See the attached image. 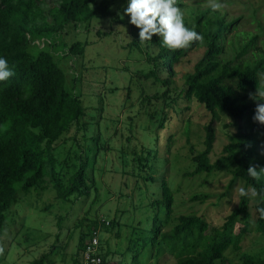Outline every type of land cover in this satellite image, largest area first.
I'll return each instance as SVG.
<instances>
[{
  "label": "trees",
  "instance_id": "trees-1",
  "mask_svg": "<svg viewBox=\"0 0 264 264\" xmlns=\"http://www.w3.org/2000/svg\"><path fill=\"white\" fill-rule=\"evenodd\" d=\"M41 3V0H0V56L7 59L15 72L9 80L0 82V240L6 214L17 204L18 193L26 195L31 190L50 188L55 200L82 203L89 197L91 189H96L89 172L96 164L101 148L97 146L100 137L87 134L88 124L81 101L66 91L65 75L55 64V56L45 47L60 45L65 49L60 57L74 59L84 54L85 46L80 42L66 46L61 40L71 30L79 27L88 29L93 21L109 17V4L104 1L96 4V0H56V4L45 13ZM178 6L182 7L181 0H178ZM209 12L196 15L191 23L185 22L203 35V43H193L189 48L174 51L157 44L156 57L150 58L147 54L150 68L138 78L143 84L149 82L161 89V92L142 98V101L157 103V108L149 114L156 135L150 138L152 146L147 155H153L151 151L155 143V146H160L163 142L169 148L173 135L169 133L163 140L160 136L167 130L166 123L170 121L166 120L168 110L176 100L192 102L201 107L210 119L203 127L202 149L193 157L196 168L191 175L224 174L232 182L241 181L244 188L253 186L259 192L264 189V182L252 180L246 170L250 165L264 167V124L252 119L257 104L264 103V100L253 101L247 94L256 93L261 86L264 55L253 65L236 64L239 53L228 59L225 54L230 43L226 38L237 21L226 23L223 16L209 17ZM128 26L130 35L136 37L138 30ZM97 33L103 35L99 31ZM155 38L153 36L152 43H156ZM254 40L252 38L241 51L246 52ZM131 46L136 45L131 42ZM192 46L202 48L203 53L192 71L184 76L182 87L176 92L173 88L174 71ZM30 47L38 50L35 56L30 54ZM165 106L167 108L164 109ZM217 113L229 120V126L224 124L223 129L232 127L233 130L227 132V143L212 162L210 155L219 121ZM184 123L187 127L189 120H180L178 127ZM78 133L80 136L76 135ZM68 142L75 147L71 157H66L74 162L70 173L66 170V160L61 163L56 153ZM90 143H94L95 148L90 147ZM148 179L152 180L151 177ZM159 186L160 199L151 201L149 205L155 211L139 222V226L130 229L125 249L127 256L123 260L125 264H148L152 261L162 264L164 255L174 259L175 264H230L225 253L229 249L239 250L242 237L250 232V225L255 233L264 234V219L256 211L258 198L253 205L254 218L250 214L254 198L239 196L236 207L222 226L216 228L201 216H172L173 194L165 181ZM207 198L206 195L194 196L193 200L204 203ZM96 221H89L85 216L79 222L85 227V233L80 232L70 264H80L89 233L97 226ZM238 224L241 226L236 233ZM100 252L104 264L101 246ZM47 258L48 254H45L30 264H44ZM241 264H264V259L248 256Z\"/></svg>",
  "mask_w": 264,
  "mask_h": 264
},
{
  "label": "rangeland",
  "instance_id": "rangeland-1",
  "mask_svg": "<svg viewBox=\"0 0 264 264\" xmlns=\"http://www.w3.org/2000/svg\"><path fill=\"white\" fill-rule=\"evenodd\" d=\"M103 1L109 4V17L93 21L88 29L79 27L71 30L61 40L66 46L80 42L85 46L84 54L74 59L60 57L59 54L65 51L63 47H45L55 56V64L65 75L66 91L81 101L88 124L87 134L100 137L97 146L101 148L96 164L89 172L96 189L92 188L89 197L82 203L55 200L50 188L31 190L26 195L18 193L17 204L6 214L0 240V264H30L45 254L48 258L44 264H70L80 232L85 233V227L79 225L85 216L89 221L102 218L110 223L100 235L104 264H125L123 260L127 256L125 249L130 229L139 226V222L155 211L149 205L151 201L160 199L159 185L162 181L167 183L173 194L172 216H201L217 228L236 207L239 188L243 187L241 181L232 182L224 174L191 175L196 168L193 157L202 149L203 127L210 119L197 104L176 100L168 110L166 120L170 121L166 123L167 130L160 136L163 140L169 133L173 135L169 148L163 142L160 146H155V143L151 153L157 156L148 157L152 146L150 138L156 135L149 114L157 108V103L142 101V98L161 92V89L149 82L143 84L138 75L149 70L151 61H148L147 54L150 58L156 57L160 42L156 37V43H141L137 36L130 35L127 17L122 19L118 15V12L122 13L125 0H96V4ZM41 2L45 13L56 4V0ZM221 2L223 7L217 12L210 11L208 0H181L180 8L185 12L186 23H191L196 15L208 10L209 17L223 16L226 23L237 21L233 31L227 35L230 45L226 47L225 56L232 59L239 53L236 64L253 65L264 55V0ZM98 31L103 35L99 36ZM127 36L132 40L129 41ZM252 38L255 40L246 52L241 51ZM131 42L136 46L129 47ZM29 52L35 56L38 50L30 47ZM202 53V48L192 46L181 60L173 77L176 92ZM260 84L257 93L264 92L263 74L260 75ZM181 110L183 113L179 114ZM218 116L216 141L210 155L212 162L227 143V132L233 130L231 125L229 130L223 129L224 124L229 126V120L223 114ZM187 119V127L185 123L178 127L180 120ZM76 135L80 136V133ZM89 145L95 148L94 143ZM74 150L75 147L68 142L56 151L61 163L66 160L69 173L74 162L66 157H71ZM205 195L208 198L204 203L193 200L194 196ZM255 200H251L250 208L253 218ZM160 217L163 218L162 213ZM240 226L235 227L236 233ZM248 256L264 259V234L255 233L252 225L250 232L242 237L239 250L234 252L229 249L225 253L230 264H241ZM162 264H175V261L164 255Z\"/></svg>",
  "mask_w": 264,
  "mask_h": 264
},
{
  "label": "clouds",
  "instance_id": "clouds-1",
  "mask_svg": "<svg viewBox=\"0 0 264 264\" xmlns=\"http://www.w3.org/2000/svg\"><path fill=\"white\" fill-rule=\"evenodd\" d=\"M211 12H217L223 4L221 0H208ZM118 15L127 17L129 25L138 30V41H152L153 36L158 37L161 47L169 50L189 48L193 43H203L204 37L196 31L195 27H188L185 23V12L178 6V0H125L122 13ZM131 41V37L127 36ZM15 72L4 56H0V82H5L13 77ZM259 97L257 99L256 97ZM253 101L264 100V92L249 94ZM252 119L264 124V103L256 106ZM247 175L256 182H264V167L250 165ZM240 197L258 198L256 209L259 217L264 219V189L259 192L255 187H241L238 192Z\"/></svg>",
  "mask_w": 264,
  "mask_h": 264
},
{
  "label": "built area",
  "instance_id": "built-area-1",
  "mask_svg": "<svg viewBox=\"0 0 264 264\" xmlns=\"http://www.w3.org/2000/svg\"><path fill=\"white\" fill-rule=\"evenodd\" d=\"M97 226L92 230L81 254L80 264H103L100 252V235L104 228L109 226V222L100 218L97 219Z\"/></svg>",
  "mask_w": 264,
  "mask_h": 264
}]
</instances>
